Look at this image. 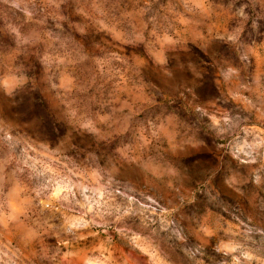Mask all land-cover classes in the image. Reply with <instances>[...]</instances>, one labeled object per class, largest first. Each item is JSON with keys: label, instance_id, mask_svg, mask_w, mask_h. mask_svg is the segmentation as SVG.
I'll return each mask as SVG.
<instances>
[{"label": "clouds", "instance_id": "clouds-1", "mask_svg": "<svg viewBox=\"0 0 264 264\" xmlns=\"http://www.w3.org/2000/svg\"><path fill=\"white\" fill-rule=\"evenodd\" d=\"M0 264H264V0H0Z\"/></svg>", "mask_w": 264, "mask_h": 264}]
</instances>
